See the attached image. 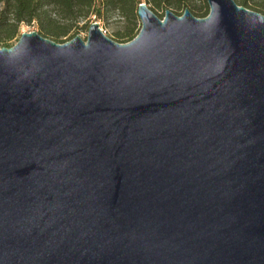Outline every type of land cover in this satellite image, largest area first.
Returning <instances> with one entry per match:
<instances>
[{"label":"water","instance_id":"water-1","mask_svg":"<svg viewBox=\"0 0 264 264\" xmlns=\"http://www.w3.org/2000/svg\"><path fill=\"white\" fill-rule=\"evenodd\" d=\"M206 3L0 48V264H264V16Z\"/></svg>","mask_w":264,"mask_h":264},{"label":"trees","instance_id":"trees-1","mask_svg":"<svg viewBox=\"0 0 264 264\" xmlns=\"http://www.w3.org/2000/svg\"><path fill=\"white\" fill-rule=\"evenodd\" d=\"M144 1L153 13L169 10L181 16L189 10L196 18H205L209 13L206 4L197 5L201 0ZM233 1L264 16V0ZM139 4L141 0H0V48H10L9 41L17 37L24 24H36L42 37L64 44L63 38L80 22L89 21L92 16L105 21L109 14H116L124 24L123 31L116 34L117 38L130 42L138 33Z\"/></svg>","mask_w":264,"mask_h":264},{"label":"rangeland","instance_id":"rangeland-1","mask_svg":"<svg viewBox=\"0 0 264 264\" xmlns=\"http://www.w3.org/2000/svg\"><path fill=\"white\" fill-rule=\"evenodd\" d=\"M141 3H145V1L141 0ZM204 4L207 5L206 0H201L200 2L197 3L198 6H201ZM207 9L209 12L208 5H207ZM164 13L165 12L163 10L158 11V12H154V14L160 19H162L164 17ZM93 22H96L97 24H99V27L101 28V30L105 34V36H107L111 40L115 41L116 43L125 44V43L129 42V41H127V39L121 40V39L117 38V36H116L117 33L123 31V27H124L123 22L121 21L120 18H118V16L116 14H109L105 21L97 20V19H95V17L92 16V17H90L89 21L80 22L77 28L72 30L67 36H65L63 38L64 42L70 41L75 36H78L83 41H85L87 38V32H88L89 25ZM140 28H141V24H140V21L138 19L136 32L139 33ZM30 32H37L38 33L36 24L21 25L20 29H19V34L17 35V37H15L14 39L9 41V45L11 47L14 46L17 43L18 39L20 38L21 34L30 33Z\"/></svg>","mask_w":264,"mask_h":264}]
</instances>
